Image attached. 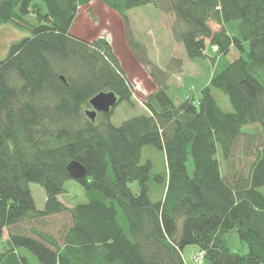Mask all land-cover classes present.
<instances>
[{
  "label": "trees",
  "instance_id": "obj_1",
  "mask_svg": "<svg viewBox=\"0 0 264 264\" xmlns=\"http://www.w3.org/2000/svg\"><path fill=\"white\" fill-rule=\"evenodd\" d=\"M92 1L123 19L127 44L156 86L145 100L149 113L119 126L114 109L132 105V93L111 44L71 32L78 9ZM148 5L174 15V40L189 61L215 66L192 98L174 103L167 94L182 61L151 65L128 30L127 13ZM5 24L29 35L0 59V264H186L188 245L211 264H264V0H0ZM100 92L117 102L91 121L85 111ZM146 146L163 154L164 174L142 161ZM72 162L84 178L70 176ZM67 180L83 188L85 203L58 199ZM30 183L43 188V209ZM62 214L68 224L56 236L12 230ZM230 232L246 254L228 248Z\"/></svg>",
  "mask_w": 264,
  "mask_h": 264
},
{
  "label": "rangeland",
  "instance_id": "obj_2",
  "mask_svg": "<svg viewBox=\"0 0 264 264\" xmlns=\"http://www.w3.org/2000/svg\"><path fill=\"white\" fill-rule=\"evenodd\" d=\"M114 12L99 1L93 3L91 7L83 6L78 9L71 32L86 41L105 37L111 44L130 84L132 93V105L123 102L114 109L111 122L114 126H119L125 120L149 113L145 107V100L156 88L148 76L149 66H143L129 48L124 21ZM127 14L130 23L128 30L130 29L132 37L144 48V55L151 65H164L166 68L171 59L182 61L181 71L172 75L168 81L167 94L170 99L177 103L186 97L192 98L199 93L201 88L209 82L215 66L211 60L196 59L189 61L186 58L182 45L174 40L173 29H181V25L176 23L174 15L161 12L150 5L134 9ZM209 26L212 31L219 30V26L213 22H209ZM22 31L10 24L0 25V59L5 56L11 42L29 35L26 30ZM167 40L170 41V46H168ZM229 54L227 56L229 61L232 60V56H237L233 50ZM214 95L223 110H231L226 96L218 90H214ZM146 159L152 164L153 174H164L166 167L163 154L160 151L150 146L144 147L142 149V161ZM186 166L188 174L191 175L193 170L191 159H188ZM129 186L132 191H137L135 182ZM29 189L36 208L43 209L46 201L43 188L38 184L30 183ZM63 189L64 191L58 196V199L67 207H74L86 202L83 188L74 180H67ZM259 190L264 195V187L259 188ZM68 220L66 214L50 216L32 224L12 227V230L28 232L30 227H34L56 236L59 235L63 227L67 226ZM3 237L6 238V231ZM224 240L231 251L241 255L248 252L246 244L240 240L236 232L224 234ZM181 255L186 264H211L201 256L199 248L195 245L185 246ZM198 261L200 262L197 263Z\"/></svg>",
  "mask_w": 264,
  "mask_h": 264
},
{
  "label": "water",
  "instance_id": "obj_3",
  "mask_svg": "<svg viewBox=\"0 0 264 264\" xmlns=\"http://www.w3.org/2000/svg\"><path fill=\"white\" fill-rule=\"evenodd\" d=\"M117 97L113 92H100L89 100L90 110L85 111V115L91 121L95 119L97 113H108L111 108L115 106ZM70 176L75 179H82L85 177L84 168L77 162H72L68 166Z\"/></svg>",
  "mask_w": 264,
  "mask_h": 264
},
{
  "label": "crops",
  "instance_id": "obj_4",
  "mask_svg": "<svg viewBox=\"0 0 264 264\" xmlns=\"http://www.w3.org/2000/svg\"><path fill=\"white\" fill-rule=\"evenodd\" d=\"M95 2H98V1H92V2H90L88 5H86L87 7H91V5H93V3H95ZM102 4V3H101ZM104 5V4H103ZM145 7V6H144ZM144 7H140V8H144ZM136 9H138V8H136ZM112 11V10H111ZM131 11H133V10H131ZM130 11V12H131ZM115 13V12H114ZM75 21H76V19H75ZM75 21H74V23H75ZM73 27V26H72ZM71 31H72V28H71ZM167 42H168V46H170V41L169 40H167ZM158 67L159 68H162V69H164L165 67H164V65H158ZM154 85V84H153ZM155 88H156V86H154Z\"/></svg>",
  "mask_w": 264,
  "mask_h": 264
},
{
  "label": "built area",
  "instance_id": "obj_5",
  "mask_svg": "<svg viewBox=\"0 0 264 264\" xmlns=\"http://www.w3.org/2000/svg\"><path fill=\"white\" fill-rule=\"evenodd\" d=\"M201 256H202V254H201ZM195 261H197V260H195ZM200 261H198L197 263H199ZM200 264V263H199Z\"/></svg>",
  "mask_w": 264,
  "mask_h": 264
}]
</instances>
